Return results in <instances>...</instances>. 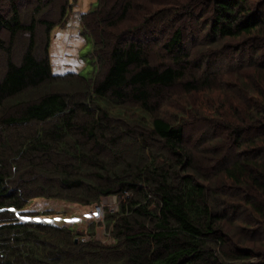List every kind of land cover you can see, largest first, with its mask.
I'll list each match as a JSON object with an SVG mask.
<instances>
[{"label":"trees","instance_id":"16d2710c","mask_svg":"<svg viewBox=\"0 0 264 264\" xmlns=\"http://www.w3.org/2000/svg\"><path fill=\"white\" fill-rule=\"evenodd\" d=\"M153 1L151 11L142 0H97L80 16L96 64L84 78L51 73L48 37L56 24L34 16L22 22L20 2L0 0V264H264V240H257L264 231V64L253 79L259 101L245 115L222 109L211 134L202 121L162 111L176 88L198 95L213 87L207 61L186 47L199 21L210 43L247 37L264 45V0ZM199 5L207 8L200 20ZM21 33L28 38L14 58ZM256 47L253 55L264 58ZM130 140L143 155L158 144L167 159L125 157L120 147ZM108 196L122 201L106 216L111 247L75 243L70 227L26 220L44 216L24 210L37 198L90 206Z\"/></svg>","mask_w":264,"mask_h":264},{"label":"rangeland","instance_id":"374dc122","mask_svg":"<svg viewBox=\"0 0 264 264\" xmlns=\"http://www.w3.org/2000/svg\"><path fill=\"white\" fill-rule=\"evenodd\" d=\"M142 1L144 2L141 3H145L148 6L146 8L151 11L153 10L152 7L155 8L156 6L153 5L156 4L153 0ZM173 1L175 4H183L186 0ZM17 2H20L19 6L21 7H19V12L22 22L29 23L31 16H34L39 20L56 24L51 29L48 37V60L51 73L54 75L75 73L84 78L90 77L95 71L96 64L90 54L92 48L90 37L82 31L80 16L93 11L97 6V0H41L42 4H38L35 0H17ZM6 7L7 5L5 4L4 11ZM62 10L63 12H61ZM175 11L177 12V16L183 19L186 16L183 9L177 8ZM205 11H207V8L204 9L200 5L197 7L195 15L199 20L203 17ZM134 17H137V15L128 16L125 23L136 21ZM204 20L199 21V25L201 26L197 37L194 36L193 32L188 35L186 47L191 48L190 56L192 58H202L204 61H207L208 66H210L209 69L211 68L207 72V75L211 76L213 87L198 95L184 93L181 89L176 88V90L170 93L172 97H170L168 103L164 104L162 111L165 117L174 116L177 121H186L188 124H193L194 121H202V124L198 125L204 126L203 131L210 133L213 130H210L208 125L216 126L222 121L221 114L224 113L222 109L226 108L225 113L228 115H230V111L234 113V110L241 111L244 114L248 106H252L259 101L256 99L258 97L253 89V79L255 75L257 76L258 71L261 73L260 67L264 64V58L256 54L254 56L251 46L255 44L257 51L262 50L264 52V45L258 42L255 43L251 38L247 37L226 38L210 43L203 38L206 33V28L203 25ZM201 28H204V31L201 32ZM43 32V26H38L36 36L39 52L43 50V46L45 45ZM5 36L6 34L3 33V40H6ZM26 37L27 35L23 33L16 37L17 41L13 48L14 58H17V54L25 46L28 38ZM4 59L5 56L0 51V73L5 66ZM257 65L259 69H257ZM52 88L64 91V93L77 91L75 85L71 84L66 86L53 84ZM259 88L264 90L260 85ZM31 94L33 96L37 95L35 92ZM227 102L230 106H226ZM248 109L250 110V108ZM122 110L126 112L127 116L133 113L132 109L125 107ZM110 115L116 116L113 113ZM198 136L199 132L189 141L190 146L195 144L194 142ZM150 146L149 155H143L141 150H137L138 144L131 140L124 142L120 148L124 151V156L127 158L128 156H143V159L146 161L158 158L159 162L167 159L158 144ZM128 151L131 153L126 154ZM197 158H200V156H197ZM127 197H129V194ZM68 199H70V195ZM67 201L37 198L31 200L24 210L26 212H37L40 215H47L31 219L35 223H49V225L61 227L69 225L72 222L73 227H70L69 236L75 243H94L97 241L103 247H111L116 244L112 236L113 221L108 222L106 216L114 215L117 212L119 205L122 203L118 196L100 197L99 203L90 206H82ZM96 207L99 208L101 217L98 221L93 222L91 218L92 213L89 211ZM238 218L240 217H236V221L233 223L234 226L240 225ZM259 234L257 240H264V231L259 232Z\"/></svg>","mask_w":264,"mask_h":264},{"label":"built area","instance_id":"2783aa9c","mask_svg":"<svg viewBox=\"0 0 264 264\" xmlns=\"http://www.w3.org/2000/svg\"><path fill=\"white\" fill-rule=\"evenodd\" d=\"M127 196H128V194H125V197H127ZM100 217H101L100 210L98 207H96L94 209V222L98 221L100 219ZM82 241H85V240H82Z\"/></svg>","mask_w":264,"mask_h":264},{"label":"crops","instance_id":"0c3cea01","mask_svg":"<svg viewBox=\"0 0 264 264\" xmlns=\"http://www.w3.org/2000/svg\"><path fill=\"white\" fill-rule=\"evenodd\" d=\"M80 215H82V214H80ZM78 225V224H77Z\"/></svg>","mask_w":264,"mask_h":264}]
</instances>
